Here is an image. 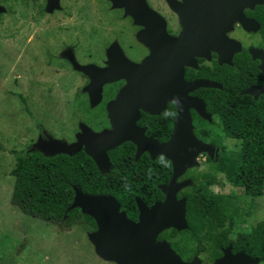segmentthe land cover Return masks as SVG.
I'll return each mask as SVG.
<instances>
[{
  "label": "flooded vegetation",
  "instance_id": "flooded-vegetation-1",
  "mask_svg": "<svg viewBox=\"0 0 264 264\" xmlns=\"http://www.w3.org/2000/svg\"><path fill=\"white\" fill-rule=\"evenodd\" d=\"M2 1L15 2L17 0ZM84 1L93 0H33V3L40 4L39 13L43 15H60L64 18H71L75 15L70 14L71 12L66 11L65 8L72 9V13L77 12L78 14ZM101 1L106 3L105 9H110L111 13L115 11L119 13L122 24H120L117 34L111 35V37H115L110 41L105 40L106 36L103 34H100L101 42L98 39L94 40V46H101L104 57L103 64L97 67H107L110 51L113 60L125 70V77L108 85L110 95L104 107L80 108V112L77 114L76 131L73 133L70 143L77 141L81 125L88 126L96 133L104 128L111 131L113 124L120 121V118H122L121 120L125 118L129 104L133 102L130 92L124 97L122 103L120 102V105L111 106L110 109H107V106L115 101L119 89L128 85L135 77L124 63L145 64L143 73H149V75L142 76L146 77L148 81H152V85H147V87L154 92L157 98L155 101L157 114L151 115L138 108L135 125L139 129H144L146 138H151L160 144L164 143L169 140L176 121L177 103L188 105L189 99L201 100L208 119L201 118L196 110L188 107L193 132L196 126L201 125L196 118L208 124L214 122L217 125V127L213 125L215 129L210 128L212 139L203 138L206 144L214 147L208 156L203 157L207 168V173L204 175L209 176L206 181L207 187L218 186L223 191L227 190V193L213 192L215 195L230 197H234V193L242 195L241 209H244L243 205L249 201L248 205L255 216V224L251 227L264 222V219L256 221L259 219L256 217L257 205H261V203L256 199L249 200L250 198L244 196L247 184L241 179L237 184L228 181L227 160L231 156L229 154L240 150L243 137L241 134L238 138L226 136L224 124L217 119L215 122V118L212 116V113L217 110L208 109L206 102V100L219 98V107L225 110L222 97L226 92L248 97L249 100L245 101L246 106L240 105L239 109L235 111L248 113L250 110L252 112L256 121H254L255 129L252 132L255 134L256 140L264 144V4H259L258 0H123L121 7L115 8L112 0ZM46 8H50L48 12L45 11ZM96 35L97 32L91 38ZM66 53L80 66L95 65L93 63L79 64L72 52L67 51ZM151 59L154 60L151 61ZM62 61L74 72L81 73L74 69L68 57L63 58ZM86 79L89 78L86 77ZM200 80L209 81L216 87L189 91V84ZM179 85L180 91H178ZM245 91L249 93H243ZM179 92L183 98L180 102ZM96 109L99 111L92 113ZM86 115L91 116L87 117ZM153 121L158 124L164 121L170 125V132L166 139L159 140L160 129L156 128L152 133L148 130V126ZM124 144L131 143L124 142L121 145ZM79 152H83V150ZM144 154L148 156L147 153L142 155ZM263 157L260 158L263 159ZM262 169L264 171V166ZM171 175L172 168L167 182L159 183L156 186L162 196L161 199L155 200L149 205L145 204L147 207L161 204L165 200L159 186L167 185ZM242 176L239 175L240 178ZM175 189L178 190L177 201L184 199L186 202L184 194H193L192 189L190 191H186V188L176 187ZM262 191L264 192V177ZM238 202L239 200H237ZM119 212H124L128 221L134 224L138 222L136 204L135 213H128L121 208H119ZM242 212L244 211L242 210ZM252 213L247 218L252 216ZM93 222L94 225H90L87 221L79 222L69 229L60 231L68 232L76 226L93 235L98 231L96 222L94 220ZM185 222L188 227V223L192 221H189L185 216ZM179 232L174 228L165 229L156 236L153 242V246L163 243L165 250L161 251L160 255L172 258L179 264H215L224 256L227 248H230L233 255L248 256L238 250L241 236L236 234L195 237L182 235ZM88 243L89 247L93 248L92 251H88V261L86 253H83L76 264H116L99 257L95 246L90 241ZM248 257L257 260V264H264L255 257Z\"/></svg>",
  "mask_w": 264,
  "mask_h": 264
},
{
  "label": "rangeland",
  "instance_id": "rangeland-1",
  "mask_svg": "<svg viewBox=\"0 0 264 264\" xmlns=\"http://www.w3.org/2000/svg\"><path fill=\"white\" fill-rule=\"evenodd\" d=\"M104 6L106 3L101 0L84 1L78 14L65 8L75 16L64 18L39 13L40 4L33 0L0 2V144L3 146L0 150V264H76L83 253L88 261V251L93 249L88 243L91 234L85 229L75 226L62 232L11 205L14 178L10 171L16 156L29 152L43 154V143L55 140L66 146L74 144L70 142L80 108L105 106L110 95L108 85L112 82L101 86L100 101L91 106L83 90L90 79L62 61L69 51L79 64L93 63L95 67L103 64L101 46H94L93 42L97 39L101 42L100 34L110 41L122 24L119 13H111ZM195 138L206 144L203 138L196 135ZM209 153H200L195 158L194 165L175 180V184H184L177 188L190 191L201 184L208 186L203 179L207 177L203 157ZM210 188L212 194L227 193L218 186ZM244 196L261 203L257 205L259 219L256 221L264 219V192L260 197ZM234 197L239 200L240 219L229 235L239 236L255 224V216L249 201L241 209L242 195L234 193ZM250 213L252 216L247 218Z\"/></svg>",
  "mask_w": 264,
  "mask_h": 264
},
{
  "label": "trees",
  "instance_id": "trees-1",
  "mask_svg": "<svg viewBox=\"0 0 264 264\" xmlns=\"http://www.w3.org/2000/svg\"><path fill=\"white\" fill-rule=\"evenodd\" d=\"M222 100L225 110L219 107V98L206 100L208 109L217 110L212 113L214 121L217 119L224 124L226 136L238 138L241 134L243 137L240 150L229 154L231 156L227 160L228 181L237 184L241 179L247 184L246 196L260 197L263 194L264 177V157H260L264 156V144L256 140L252 132L256 122L252 112L235 111L240 105L246 106L245 101L249 98L226 92ZM196 119L201 125L196 126L195 135L212 139L210 128L213 125ZM156 128L161 131L159 140L166 139L170 125L164 121L160 124L153 121L148 126L151 133ZM0 150H3L2 144ZM108 157L111 163L110 171L101 173L84 152L72 156L58 154L50 157L39 152L18 155L10 171V176L14 178L10 204L27 216L62 230L83 221L94 225L92 218L81 214L79 209L66 212L73 199V187L87 195L111 196L120 208L128 213H135V198L148 205L161 199L156 186L167 182L170 176L171 165L167 159L158 156L151 160L144 154L134 161V146L131 144H124L109 151ZM239 175H243L242 178ZM203 179L208 180L207 177ZM184 197L185 216L192 222L179 232L182 235H228L238 224L240 211L235 197L212 194L204 184L194 187L193 194H184ZM239 236L241 239L238 250L264 262V222L251 227L248 232L239 233Z\"/></svg>",
  "mask_w": 264,
  "mask_h": 264
},
{
  "label": "water",
  "instance_id": "water-1",
  "mask_svg": "<svg viewBox=\"0 0 264 264\" xmlns=\"http://www.w3.org/2000/svg\"><path fill=\"white\" fill-rule=\"evenodd\" d=\"M112 2L115 6H121L123 0H112ZM258 3L264 4V0H258ZM1 10L2 8H0ZM68 57L74 69L83 72L90 79L89 84L83 90L87 93L91 106L99 103L101 86L104 83L125 77V70L113 60L110 51L107 67L102 69L92 65L80 66L72 57ZM124 64L135 77L131 80L132 82L119 90L115 101L110 103L107 109L120 105L127 93L130 92L133 102L129 104L125 118L123 120L120 118V121L113 124L111 131L103 130L96 133L81 125V132L77 135V141L74 144L66 146L59 141L51 140L41 145L42 155L46 157L58 154L72 156L83 150L101 173L110 171L111 163L108 152L124 142H130L135 147L134 161H137L143 153H147L151 160L158 156L167 159L171 164L172 175L167 185L159 186L165 200L161 204H153L149 208L141 199L136 198L137 223L128 221L124 212H119L120 207L115 198L105 195H87L76 187H73V199L66 212L79 209L81 214L91 217L96 222L98 231L90 236V241L95 246L97 255L106 261L116 264H179L172 258L160 255V252L165 250L163 243L153 246V242L156 236L165 229L174 228L181 231L187 228L185 222L186 202L184 199L176 200L177 189H175L184 186V184H175V180L187 168L194 165V160L200 153L207 154L213 148L195 138L188 107L196 110L203 119H208V116L204 104L199 99H189L188 105L177 103L176 121L169 140L160 144L151 138H146L144 129H139L135 125V121L138 118V108L151 115L157 114V110H155L157 98L154 92L147 87V85H152V81H148L146 77L142 76L149 75V73H143L145 64L133 65L129 62V65ZM213 87H216L213 83L200 80L190 83L189 91ZM178 91H180V85ZM243 93L248 94L249 92ZM178 99L179 102L183 99L180 92ZM257 263V260L244 254L233 255L230 248H227L224 256L215 264Z\"/></svg>",
  "mask_w": 264,
  "mask_h": 264
}]
</instances>
